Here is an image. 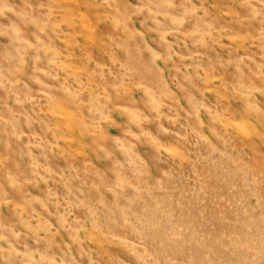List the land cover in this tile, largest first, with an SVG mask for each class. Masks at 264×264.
<instances>
[{
  "label": "rangeland",
  "instance_id": "374dc122",
  "mask_svg": "<svg viewBox=\"0 0 264 264\" xmlns=\"http://www.w3.org/2000/svg\"><path fill=\"white\" fill-rule=\"evenodd\" d=\"M0 264H264V0H0Z\"/></svg>",
  "mask_w": 264,
  "mask_h": 264
}]
</instances>
